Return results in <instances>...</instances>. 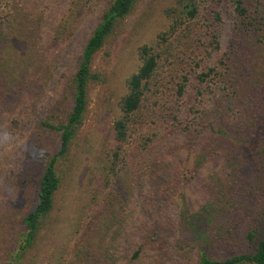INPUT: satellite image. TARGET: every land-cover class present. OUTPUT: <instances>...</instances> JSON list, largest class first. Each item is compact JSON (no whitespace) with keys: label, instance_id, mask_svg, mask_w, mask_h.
<instances>
[{"label":"rangeland","instance_id":"1","mask_svg":"<svg viewBox=\"0 0 264 264\" xmlns=\"http://www.w3.org/2000/svg\"><path fill=\"white\" fill-rule=\"evenodd\" d=\"M111 1L0 2V18L11 32L0 47V79L8 73L22 85L14 93L4 91L0 99L8 102L0 106V264L15 256L13 246L24 233L20 218L36 201L43 164L30 153L36 151L45 161L57 147L58 134L42 129L39 121H66L70 81ZM235 2L198 0L197 18L166 32L171 19L166 11L176 7L175 0H137L118 23L92 58L91 71L98 78L89 85L72 154L57 165L61 185L41 237L54 223L71 233L77 227L76 233L66 247L38 239L20 259L23 264L76 263L75 253L101 238L109 249L106 264L127 263L139 248L135 264H198L203 240L194 227L181 223L182 216L218 203L225 190L234 192L230 202L238 204L241 187L264 179L257 153L264 144V0H243L245 19ZM143 44L154 47L158 63L137 114L141 122L135 123L125 148L129 151L134 138L147 133L151 140L145 149L149 158L159 160L136 168L132 186L126 177L120 186L115 179L120 166L111 170L106 155L113 146L118 102ZM202 74H207L204 82ZM5 86L0 84V90ZM218 126L223 132H217ZM30 141L37 150L27 149ZM92 178L99 184L88 186ZM228 207L208 228L227 231L229 245L209 251L211 257L243 248L236 233L241 229L243 234L246 219L235 213L228 220Z\"/></svg>","mask_w":264,"mask_h":264},{"label":"trees","instance_id":"2","mask_svg":"<svg viewBox=\"0 0 264 264\" xmlns=\"http://www.w3.org/2000/svg\"><path fill=\"white\" fill-rule=\"evenodd\" d=\"M1 1L2 0H0V2ZM136 1L137 0H112L103 13L99 24L96 26L91 37L84 46L80 55L77 70L70 81L69 93L71 105L66 121L61 124H53L48 120L39 121L42 129L58 134L57 147L55 150L53 149L52 154L48 158H45V161L37 155L36 151L30 153V156H35L32 158H35L36 161L38 160L43 164V171L36 185L35 204L31 210L20 218V223L24 228L21 242L16 246H13V248L15 247L13 250L15 256L11 261L7 262V264H23L20 259L23 261L27 250L35 247L38 239H41L42 244L46 240H50L53 244H57V246L66 247L76 233L77 227L74 232L71 233L68 230L60 229L61 224L54 223L49 225L50 228L48 232L41 237L43 228L47 224L46 220L54 207L55 194L61 185V178L57 170L61 165H59V163L65 160L69 154H72L71 145L73 144L75 135L82 126L84 114L87 110L89 85L98 78V75L91 71L92 58L113 35L118 23L131 12ZM175 4L176 7L172 8L173 10L166 11L167 17H171V19L169 18V28L166 26V32L179 27L181 23L185 22V19L187 21H194L198 16V0H175ZM1 8L0 5V11H3ZM235 9L238 16L243 19L246 18L247 9L243 0H236ZM245 27L247 28V25ZM200 28L202 27L195 28L196 30L193 32L197 33ZM65 30L66 27L60 29L61 33ZM10 35L11 32L3 24L2 19L0 18V47L2 44H7L9 42ZM157 63L158 56L154 52L153 46L146 44L139 46L137 48V56L135 59V70H133L127 77L125 87L123 88L124 93L118 102V117L113 120V125L111 127L113 146H111L109 152H107L106 160L110 161L111 170L116 169L115 167H117V165L120 166L115 173V179L120 186L123 183L124 177H126V183L129 182L132 186V181L136 178V168L144 169L145 167L143 166L145 164L147 166L158 164V157H150V159L149 156L151 153L145 149V147H147L146 143L151 140V137H149V134L147 133H143L136 139L134 138L129 151L125 148V145L130 138L129 135L135 128V123L141 122L137 119V114H139L148 85L154 78ZM23 70L24 69L21 71ZM205 77H207V74L200 75V81L204 82ZM3 78V80L0 79V84L7 83V86L2 88V91L0 90V99L1 94L4 91L11 94L14 93L17 88H22V85L18 87L19 80L15 81L10 75H8V73L3 75ZM177 90L180 95L184 92L182 86H179ZM4 100L5 99L1 100L2 102L0 101V106L2 107L6 106L8 103ZM222 128L221 126H218L217 132H223ZM27 149L37 150V147L35 148L31 146L30 141ZM140 150L142 155H139ZM257 153L259 161L264 163V144L261 147V150L257 151ZM238 156L241 161L246 162L245 157L240 153ZM93 160V164L98 166V161H95V159ZM106 162L107 161H105V164ZM57 165L59 166L57 167ZM262 166L264 168V164ZM123 171L124 173L126 171V174L122 176L121 174ZM110 174L112 173L108 172L107 177ZM21 176H23V172L21 173ZM89 182L90 183H87V185L90 187L99 184L98 180L94 183V178L90 179ZM21 188L23 187L21 186ZM220 196L222 199L218 203H214L210 207L206 206V208L200 212L185 213L181 218V223L194 227L197 239L203 240V247L199 251L198 264H264L263 177L262 182L256 181L254 185L248 183L241 187L238 193V196L241 198L236 201L238 204H232L230 202H233L234 200L233 191H222L220 192ZM261 196L262 199H260ZM227 201H229V205L227 204ZM227 206H229L226 210V218L228 220H232L235 213H237L239 217L241 216L246 219L243 223V225L246 226L243 234H240L241 229L236 233L239 238L241 236L238 241L239 244L238 242L237 244L243 248L238 249L232 254L211 257L209 251L221 250L224 246L228 247L229 245L227 243V231H224L225 233L223 234L219 233V227L217 231H215V228H208L210 224L214 226V223L218 221L220 215ZM1 219L3 220L4 217L0 218V221ZM112 219L113 221L117 220L115 214L112 215ZM225 223H227L226 220ZM65 228L70 229V226L67 224ZM67 234V237L63 236ZM153 237L155 239L157 238L156 232H154ZM111 243V240H109L110 245ZM142 250L143 248H139L133 253L128 262L124 264H135L139 261V253H141ZM107 255H109V249L106 246L104 238H101L99 242L92 243L87 247L83 246V248L79 249L75 253L77 262L71 264H106L107 262H105V260L107 259ZM29 264L40 263L33 262Z\"/></svg>","mask_w":264,"mask_h":264}]
</instances>
